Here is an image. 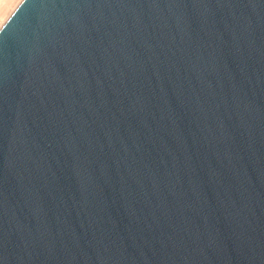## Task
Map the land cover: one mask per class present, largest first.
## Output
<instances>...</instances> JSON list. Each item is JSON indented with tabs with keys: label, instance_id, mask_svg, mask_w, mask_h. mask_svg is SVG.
Listing matches in <instances>:
<instances>
[{
	"label": "water",
	"instance_id": "obj_1",
	"mask_svg": "<svg viewBox=\"0 0 264 264\" xmlns=\"http://www.w3.org/2000/svg\"><path fill=\"white\" fill-rule=\"evenodd\" d=\"M0 264H264V0H21Z\"/></svg>",
	"mask_w": 264,
	"mask_h": 264
},
{
	"label": "bare ground",
	"instance_id": "obj_2",
	"mask_svg": "<svg viewBox=\"0 0 264 264\" xmlns=\"http://www.w3.org/2000/svg\"><path fill=\"white\" fill-rule=\"evenodd\" d=\"M21 0H0V27Z\"/></svg>",
	"mask_w": 264,
	"mask_h": 264
}]
</instances>
